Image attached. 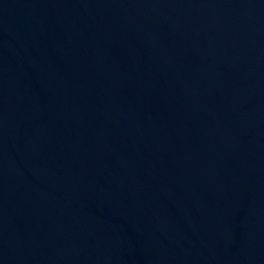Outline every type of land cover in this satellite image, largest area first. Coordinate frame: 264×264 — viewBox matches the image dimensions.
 Returning <instances> with one entry per match:
<instances>
[{
  "label": "water",
  "instance_id": "obj_1",
  "mask_svg": "<svg viewBox=\"0 0 264 264\" xmlns=\"http://www.w3.org/2000/svg\"><path fill=\"white\" fill-rule=\"evenodd\" d=\"M0 264H264V0H0Z\"/></svg>",
  "mask_w": 264,
  "mask_h": 264
}]
</instances>
